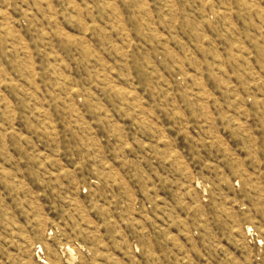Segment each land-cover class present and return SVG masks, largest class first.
<instances>
[{
    "label": "rangeland",
    "instance_id": "374dc122",
    "mask_svg": "<svg viewBox=\"0 0 264 264\" xmlns=\"http://www.w3.org/2000/svg\"><path fill=\"white\" fill-rule=\"evenodd\" d=\"M0 264H264V0H0Z\"/></svg>",
    "mask_w": 264,
    "mask_h": 264
}]
</instances>
